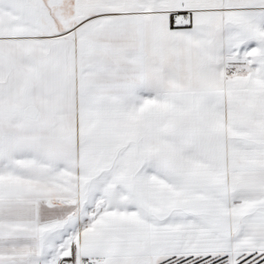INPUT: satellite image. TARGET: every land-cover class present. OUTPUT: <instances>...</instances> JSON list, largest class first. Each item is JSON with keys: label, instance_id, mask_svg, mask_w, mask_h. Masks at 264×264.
I'll return each mask as SVG.
<instances>
[{"label": "snow or ice", "instance_id": "6c2138e0", "mask_svg": "<svg viewBox=\"0 0 264 264\" xmlns=\"http://www.w3.org/2000/svg\"><path fill=\"white\" fill-rule=\"evenodd\" d=\"M0 264H264V0H0Z\"/></svg>", "mask_w": 264, "mask_h": 264}]
</instances>
